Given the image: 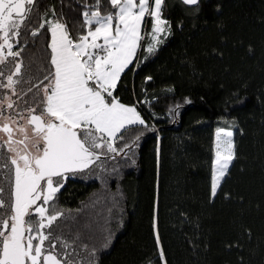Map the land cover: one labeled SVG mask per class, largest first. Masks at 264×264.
I'll use <instances>...</instances> for the list:
<instances>
[{
	"label": "trees",
	"instance_id": "16d2710c",
	"mask_svg": "<svg viewBox=\"0 0 264 264\" xmlns=\"http://www.w3.org/2000/svg\"><path fill=\"white\" fill-rule=\"evenodd\" d=\"M49 6L59 13L61 0H40L39 11ZM163 18L170 34L147 60L138 52L115 92L146 123L125 133L131 149L68 176L57 231L82 232L81 264L93 248L95 264H264V0H201L198 12L165 0ZM36 39L26 64L42 59L47 37ZM218 128L232 130L235 158L212 197Z\"/></svg>",
	"mask_w": 264,
	"mask_h": 264
},
{
	"label": "snow or ice",
	"instance_id": "6c2138e0",
	"mask_svg": "<svg viewBox=\"0 0 264 264\" xmlns=\"http://www.w3.org/2000/svg\"><path fill=\"white\" fill-rule=\"evenodd\" d=\"M164 3L75 0L76 7L67 6L81 18L73 39L63 0L59 13L54 6L40 12V0H0V264H81L75 257L88 245L81 231L71 237L57 231L66 218L57 194L69 173L135 144L123 143L124 135L146 122L115 92L138 52L147 60L170 34ZM181 3L198 12L201 0ZM41 35L47 44L40 63L26 64V49ZM232 136L228 128L216 131L212 197L235 158ZM95 253L87 264H95Z\"/></svg>",
	"mask_w": 264,
	"mask_h": 264
},
{
	"label": "rangeland",
	"instance_id": "374dc122",
	"mask_svg": "<svg viewBox=\"0 0 264 264\" xmlns=\"http://www.w3.org/2000/svg\"><path fill=\"white\" fill-rule=\"evenodd\" d=\"M150 27H151V24H150V21L147 23V25H146V28H145V31H149L150 30ZM141 115V114H140ZM14 118V117H13ZM143 118V117H142ZM229 130V129H228ZM216 131L217 130H215V134H214V158H213V161H214V159H215V152H216ZM232 131V130H231ZM6 138V137H5ZM17 138H19V137H17ZM83 172H85V170L83 171ZM83 172H77V173H69L68 174V176H73V177H76V178H85V177H87L88 175H89V170L87 171L86 170V172L85 173H83ZM212 174H213V166H212ZM211 182H212V178H211Z\"/></svg>",
	"mask_w": 264,
	"mask_h": 264
},
{
	"label": "water",
	"instance_id": "95a60500",
	"mask_svg": "<svg viewBox=\"0 0 264 264\" xmlns=\"http://www.w3.org/2000/svg\"><path fill=\"white\" fill-rule=\"evenodd\" d=\"M181 1V0H180ZM189 7V6H188Z\"/></svg>",
	"mask_w": 264,
	"mask_h": 264
}]
</instances>
